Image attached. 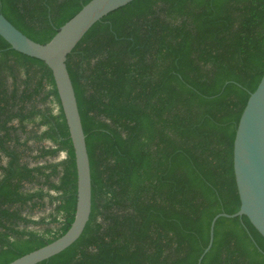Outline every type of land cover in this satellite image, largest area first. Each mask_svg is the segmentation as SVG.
I'll list each match as a JSON object with an SVG mask.
<instances>
[{"label":"trees","instance_id":"1","mask_svg":"<svg viewBox=\"0 0 264 264\" xmlns=\"http://www.w3.org/2000/svg\"><path fill=\"white\" fill-rule=\"evenodd\" d=\"M88 1L0 0V12L46 43ZM66 65L91 213L74 243L36 264H197L211 219L240 207L233 141L264 73V0H131ZM76 192L52 72L0 36V264L65 233ZM200 264H264V237L245 215L221 216Z\"/></svg>","mask_w":264,"mask_h":264},{"label":"water","instance_id":"2","mask_svg":"<svg viewBox=\"0 0 264 264\" xmlns=\"http://www.w3.org/2000/svg\"><path fill=\"white\" fill-rule=\"evenodd\" d=\"M131 0H89L46 43L37 42L17 29L0 12V36L10 47L42 60L52 72L67 123L76 166V209L70 227L55 240L23 254L7 264H36L63 251L84 231L91 213V171L85 133L73 84L67 69L68 54L94 23ZM233 173L240 200L239 209L216 214L210 222L209 241L197 260L211 248L216 220L245 215L264 237V73L250 93L240 115L233 141Z\"/></svg>","mask_w":264,"mask_h":264},{"label":"rangeland","instance_id":"3","mask_svg":"<svg viewBox=\"0 0 264 264\" xmlns=\"http://www.w3.org/2000/svg\"><path fill=\"white\" fill-rule=\"evenodd\" d=\"M63 156V154L62 153H59V157L61 158ZM30 159V158H29Z\"/></svg>","mask_w":264,"mask_h":264},{"label":"flooded vegetation","instance_id":"4","mask_svg":"<svg viewBox=\"0 0 264 264\" xmlns=\"http://www.w3.org/2000/svg\"><path fill=\"white\" fill-rule=\"evenodd\" d=\"M33 153V152H32ZM28 159V161H30V159L29 158H27Z\"/></svg>","mask_w":264,"mask_h":264}]
</instances>
